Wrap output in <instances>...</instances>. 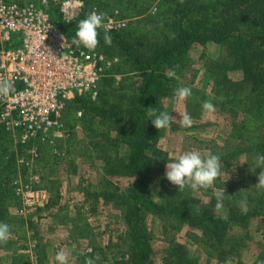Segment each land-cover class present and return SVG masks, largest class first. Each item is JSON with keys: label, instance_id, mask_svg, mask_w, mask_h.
I'll return each mask as SVG.
<instances>
[{"label": "rangeland", "instance_id": "obj_1", "mask_svg": "<svg viewBox=\"0 0 264 264\" xmlns=\"http://www.w3.org/2000/svg\"><path fill=\"white\" fill-rule=\"evenodd\" d=\"M93 1L97 2L93 3L99 9V1H110L112 6L120 4V9L112 8L110 11L117 10L119 16L127 21L126 34L122 36V40L140 50L141 44L147 41L157 46L162 44L164 35L170 36L171 31L176 28V23L179 22L185 27V22L191 18H200L202 11L197 4L211 2L132 0L129 4L125 0ZM123 2L126 5H122ZM174 2H179V9L183 11L174 10ZM160 5L162 13L158 7ZM185 11L194 13L192 17H182ZM113 48L110 57L121 61L122 51L117 46ZM221 54L218 46L204 48L201 45H193L180 56L176 71L179 79L170 78L169 82L168 79L163 80L166 82L163 89L168 92L160 101L161 111H168L175 119L169 128L163 129L157 143L158 148L168 154L169 161L161 169L164 177L166 165L185 152L198 151L202 157H206L208 154H221L225 150L233 151L234 142L229 140L232 122L229 115L232 114L228 115L215 103L224 97L215 99L210 85L214 73V59ZM169 71L171 70L167 72ZM229 76L236 78L233 73ZM181 86L190 87L193 93L184 101L174 97V90ZM205 101L213 103L214 112L206 113L202 110ZM185 110L190 114L193 124L191 127L182 128L179 126V113ZM70 121L64 123L68 131V142L65 144V156L61 161H56L54 156L44 152L42 161L35 167L21 166L17 162L21 152L16 153V138L12 137L8 144L7 139L0 138V222L7 223L11 232L8 242L0 244L2 264H57L55 255L61 250L68 256V264H85L86 258L96 256H99L96 264H114V257L117 259L126 251L122 208L104 202L97 208L92 205V197L88 194L101 191L104 180H109L124 193L130 181L108 177L105 174V164L99 157V149L93 147V144L106 146L103 127L98 125L99 120L94 119L91 123L86 120L76 122L75 126L79 125V129L69 126ZM116 134L112 132L110 136L115 137ZM125 151V147H118L117 153H108V156L117 159ZM10 153H15L16 160L12 165L9 163ZM238 159L225 166L220 163L221 174L211 188L193 191L186 187L185 192L187 191L193 199L189 205L192 212L196 213L201 207L210 205L209 210L213 216L225 215L227 212L234 217L243 215L238 206V202L244 200L240 193L243 188L239 178L247 175L248 167L244 165V157ZM158 180L155 175L150 182L151 196L156 201H159ZM23 187L35 191L42 190L46 199L42 200L40 195L35 194V208L31 207L29 211L24 210L20 214V210L26 208L27 202L21 200L16 189ZM224 190L227 196L224 209L215 213V204L211 206L216 203L215 193ZM239 193L242 196L239 197ZM15 202L19 204L15 206ZM86 211L89 212L84 213ZM151 216L149 215L146 221L152 245L150 264H259L264 261V222L260 217L248 220L238 218L229 224L228 234L239 238L241 243L235 246L225 261L219 262L215 253L198 242L199 231L188 225L174 230ZM37 245L41 248H37ZM89 249L92 251L89 252ZM182 250L186 252L185 256L182 255ZM98 252L100 255H97Z\"/></svg>", "mask_w": 264, "mask_h": 264}, {"label": "trees", "instance_id": "obj_2", "mask_svg": "<svg viewBox=\"0 0 264 264\" xmlns=\"http://www.w3.org/2000/svg\"><path fill=\"white\" fill-rule=\"evenodd\" d=\"M125 1L130 4L132 0ZM83 2V11L74 22L61 23L69 40L75 35L78 21L86 18L88 8L97 3L93 0ZM99 3V11L106 16L116 11L110 9L121 7L120 4L112 6L110 1ZM122 5L126 4L123 2ZM174 5V10L183 11L179 9V2H174ZM197 5L203 15L201 13L200 18H191L185 22V27L176 23V28L170 33H174L176 38L170 39V36L164 35L163 43L158 46L147 41L141 44L140 50L135 45L126 44L122 36L126 34L127 27L109 32L112 44L108 46L103 41L104 30L99 29L100 43L96 51L113 58L109 54L117 46L122 51V59L115 64L109 76L99 81L96 101L87 97L77 98L64 115V123L71 120L69 126L73 129L75 123L81 120L87 123L99 120L106 146L93 144V147L99 149L105 174L130 181L124 193L109 180H104L101 191L88 194L92 197V205L97 208L102 202L122 208L126 251L117 259L114 257V264H150L152 245L146 225L149 215L174 230L188 225L199 231L198 242L215 253L219 262L225 261L235 246L241 243L239 238L228 234L229 224L238 218L248 220L254 217H260L264 222V190L255 187L261 169L250 170L254 167L256 155H264V0H211L210 3ZM158 7L162 13V6ZM193 13L185 11L182 17H192ZM55 15L61 21L57 11L52 17ZM193 45L204 48L218 46L222 51L220 57L214 59V73L209 83L215 99L224 97L215 103L228 115L232 114L229 115L232 117L229 140H233L234 146L232 152L225 150L217 155L224 166L244 157V165L248 167L247 175L240 176L239 180L243 188L240 193L246 199L249 210L247 214L237 217L227 212V220L221 218L225 215L213 216L210 205L192 212L189 205L193 199L185 192L186 188L179 191L178 186L164 177L161 169L169 161L168 154L157 146L163 129L158 131L145 115L152 107L162 110L160 101L168 92L163 89V84H166L163 80L170 81L166 73L168 70H178L180 56ZM230 73L236 78L232 79ZM116 75L120 76L119 81L115 79ZM77 111L82 112L80 120L75 118ZM112 132L117 133L115 137L110 136ZM0 138L7 139V144L13 139L1 125ZM118 147L126 149L122 156L117 159L108 156V153H117ZM16 149V153L21 152L19 146ZM15 160V153H10L9 163L12 165ZM61 160L56 158V161ZM41 161L42 158L38 162ZM155 175L159 178V201L151 196L150 182ZM240 193L239 197L242 196ZM18 204L14 203L15 206ZM37 248L41 246L37 245ZM182 252L185 256L186 252Z\"/></svg>", "mask_w": 264, "mask_h": 264}, {"label": "built area", "instance_id": "obj_3", "mask_svg": "<svg viewBox=\"0 0 264 264\" xmlns=\"http://www.w3.org/2000/svg\"><path fill=\"white\" fill-rule=\"evenodd\" d=\"M83 8L84 2L78 7L76 0H0V80H8L13 89L0 96V125L16 138L21 166L35 167L44 152L63 159L66 110L80 97L96 101L99 81L118 63L83 45L77 49L63 32L61 23L74 22ZM56 11L61 21L52 17ZM92 11L100 12L94 5L87 14ZM103 23L109 32L127 27L117 10ZM81 117L77 111L75 118ZM16 193L27 202L20 214L35 206V194L46 199L42 190L29 187Z\"/></svg>", "mask_w": 264, "mask_h": 264}, {"label": "clouds", "instance_id": "obj_4", "mask_svg": "<svg viewBox=\"0 0 264 264\" xmlns=\"http://www.w3.org/2000/svg\"><path fill=\"white\" fill-rule=\"evenodd\" d=\"M76 5L78 7H83V0H76ZM105 16L106 14L103 12L92 11L87 14L86 18L79 20L71 44L77 49L83 45V47L89 52L95 51L100 43V32L98 30L104 27L103 22ZM70 21L72 20L70 19L68 22ZM169 38L175 39V34H170ZM103 41L108 46H111L112 44V36L107 29H105L103 34ZM177 67L179 66L177 65ZM166 75L169 78L179 79L175 70L167 72ZM12 91V84L8 80H0V96L7 97ZM192 95V89L187 86L177 87L174 90V97L179 101H184ZM202 110L206 113H211L215 111V106L210 101H205L202 104ZM145 115L158 131L169 128L171 123L175 120L168 111H160L155 107L148 110ZM179 116L180 127L187 128L192 126L193 120L186 110L180 112ZM256 168H260L261 171L257 177L258 183L255 187L258 190H264V155H256L254 167L250 170L254 171ZM220 174L221 165L219 155L208 154L206 157H202L198 151H189L180 155L171 164L166 165L165 176L171 184L178 186L179 191H183L186 187L193 191H198L200 189L211 188ZM226 197L225 190L215 193L216 203L213 209L215 213L222 212ZM238 206L241 213L247 214L249 209L246 199L239 201ZM221 218L227 220L226 215ZM10 237V226L7 223L0 222V244H6ZM91 251L92 250L89 249V252ZM98 259L99 256H96L95 258L88 257L85 259V264H96ZM55 261L57 264H68V256L63 250H61L56 253ZM259 264H264V261H260Z\"/></svg>", "mask_w": 264, "mask_h": 264}]
</instances>
